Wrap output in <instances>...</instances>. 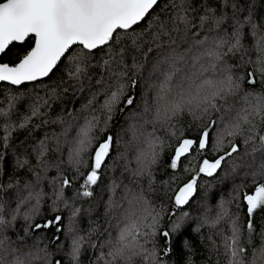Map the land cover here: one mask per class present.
Returning <instances> with one entry per match:
<instances>
[{"label":"snow or ice","instance_id":"snow-or-ice-1","mask_svg":"<svg viewBox=\"0 0 264 264\" xmlns=\"http://www.w3.org/2000/svg\"><path fill=\"white\" fill-rule=\"evenodd\" d=\"M161 3L162 0H0V57L18 46L14 60L0 61V82L21 86L41 81L54 73L67 57L71 60L68 79L73 86L91 79L93 70H99L95 83L104 89L102 111L107 122L112 120L121 103V112L136 104V97L132 94L138 85L136 74L144 69L145 61L155 52L152 71L158 72L162 78L157 85L156 107L146 106L143 113H134V116L150 114L151 118L145 119L144 124L152 125L153 131L145 134L136 124L129 125L132 139L139 141L143 138L146 147L140 149L136 156L137 167L129 169L125 165L121 176L129 173L130 183L139 185L146 182L147 191L152 192L155 166L159 161L158 148L163 146V141L157 143L156 125L167 127L184 112L191 114L194 120L206 121L196 139L178 140L168 165L176 170L182 158L194 150L202 153L210 147L212 129L218 121L223 122L228 116L227 124L217 134L214 150L223 151L225 136H240L244 138L245 145L251 146V152L259 153L261 157V163L252 173L254 191L251 194L242 193L246 206L247 239L242 243L239 218L232 219L223 204L214 220L209 222L205 216L203 223L215 227L226 217L230 221L229 234L223 235L222 239L227 264H264V231L260 232V243H253L256 232L253 217L258 210H264V183L256 182L258 177L264 178V91L257 93L242 87L255 88L258 82L264 84V17L254 16L252 0H164L162 7ZM157 8L160 9L158 12ZM246 10L247 15H242ZM205 33L215 34L210 39ZM164 38H167L169 45L167 49L164 48ZM181 46L183 51H179ZM77 47L79 51H75ZM97 52L101 56L93 63ZM252 52L255 59L250 55ZM230 56L238 57V62L228 64L226 57ZM68 90L64 88L63 92ZM53 93L55 95V89ZM15 99L7 97L8 108H0V117H3V122H0L3 129L0 144L4 147L14 131L25 128L32 117L41 115V105L36 104L32 107L31 115L25 117L23 122L13 123L9 117L10 110L15 107ZM48 103V100L44 101V104ZM214 113L220 115L213 118ZM94 121H98V117L93 116L87 126L80 129L71 157L77 176L83 177L76 193L78 197L93 196L92 189L99 184L114 145V137L108 135L95 147L90 155V163L83 159V154L89 151L93 143L91 132ZM172 134L175 135L174 132ZM229 145L230 150L217 158L203 159L196 175L175 190L170 199L176 209L190 202L197 191L200 174L213 176L228 158L239 152L236 143L230 140ZM46 151L47 146L41 141L37 151L39 160L43 161ZM3 159V153H0V161ZM26 165L27 159L16 158L17 168ZM81 166L89 169L86 174L80 171ZM4 175V170L0 168V192L7 193L16 188L19 181H14L10 176L5 183ZM53 183L59 185L54 190L53 211L58 210L57 202L69 207L64 190L71 187L72 179L61 175ZM121 187L125 195L120 201L110 198L109 207L119 208L123 201H127V223L116 237L110 235L104 244L99 245L102 250L95 264H134L137 257L142 258L144 264H160L156 236L159 234L164 238L167 245L164 254H167L171 251V236L181 234L183 218L187 213L172 221L170 230L160 231L161 216L159 213L153 214L145 189L140 188L129 199L132 189L114 178L109 188L112 196ZM24 188L30 190L26 196H19L18 193L11 219L3 214L4 205L0 204V264H31L33 260L41 259L31 251L24 252L22 247L14 246L16 241H10L6 235L7 229L21 216L22 205L32 199L36 200V206L40 203L42 193L32 190L29 184H25ZM234 193L232 198L235 200L240 195V189L234 190ZM140 209L143 211L138 214ZM36 210L34 207L33 213H23L24 235L18 236V240L24 245L33 232L49 229L63 219L56 215L52 220L36 223ZM78 212L79 209H75L73 216ZM57 231L61 229L58 227ZM53 239L59 242V236ZM69 239V264H81V256L88 242L83 236L70 235ZM89 246L97 247L94 243ZM185 246H189L187 241ZM105 247L106 252L103 251ZM39 251L45 253L44 264H62L61 259L48 258L46 246Z\"/></svg>","mask_w":264,"mask_h":264},{"label":"trees","instance_id":"trees-1","mask_svg":"<svg viewBox=\"0 0 264 264\" xmlns=\"http://www.w3.org/2000/svg\"><path fill=\"white\" fill-rule=\"evenodd\" d=\"M164 0H162L161 7ZM160 9L157 8L158 12ZM252 11L257 18L264 17V0H252ZM231 10H229V15ZM247 15V10L242 13ZM211 39V35L208 34ZM203 38V37H201ZM14 46L6 55L0 57V61L8 62L16 58ZM27 47V45H25ZM249 47L251 45L249 44ZM164 48H169L167 38H164ZM181 46L179 51H183ZM75 51H79L77 47ZM255 59V53H250ZM101 56L97 52L93 63ZM156 53H152L145 61L144 69L136 74L138 80L137 87L132 91L136 97V104L131 108H125L123 112L117 107L111 121H105V114L102 111V105L105 102L104 89L96 85L95 81L99 78V70H93L91 79H85L81 84L73 86V82L68 79V72L71 66V60L64 58L54 73L41 81L28 82L21 86L9 85L6 82L0 83V108H8L7 97H16L15 107L10 110L9 119L19 124L25 117L31 115L32 107L36 104L41 105V115L32 117L25 128H18L12 133L8 145L4 147L0 144V153H3L4 159L0 161V168L4 170L3 180L7 183L11 176L19 181L16 188L7 193L0 192V204L4 205V215L11 219V211L16 207L19 196H26L30 189L24 188L25 184L32 186V190L42 193L40 203L36 206V200L32 199L21 207V216L14 221L13 226L8 228L6 235L10 241H16V245L22 247L24 252L31 251L39 255L41 259L33 260L31 264H44L45 253L39 251L44 249L49 259H61L62 264H69L67 253L70 243V235L83 236L85 244L81 256V264H95L96 258L100 255L99 245L104 244L109 236L116 237L118 231L125 226V209L129 207L127 201L122 202L119 208H110V198L117 201L125 195L123 188L116 190L115 195L109 191L112 180L115 178L118 183L127 184L132 192L129 199L139 192L140 188L145 189V195L151 203L153 214L159 213L161 216L160 231L170 230L172 221L183 216V226L181 234L175 233L171 236V251L164 254L167 247L165 240L159 234L155 238V245L158 250V260L160 264H227L222 246L223 235L229 234L230 221L226 217L215 227L203 223V218L208 217L209 222L214 220L217 213L221 211V204L227 209L232 219L239 218L243 237L242 243L247 239L246 232V206L243 203L242 193L251 194L254 191L252 173L261 163L259 153H252L251 146L245 145L243 137H224L222 145L223 151L214 150L217 143V134L223 130L229 117L226 116L223 122L218 121L217 125L210 133V147L202 153L193 151L182 158L180 167L176 170L169 168L170 158L174 155V149L178 140L182 138L196 139L205 126L206 121L194 120L188 112L182 113L174 118L169 126L161 127L156 125L155 137L163 141V146L158 148L159 161L155 166V181L153 191H147V183H130L129 173L123 172L124 166L129 169L137 167L136 156L140 149L145 148L143 138L139 141L132 139V133L129 130L130 124H136L145 134L153 131L152 125H145L144 120L150 119L147 116H134V113H143L146 106L156 107L157 85L162 79L159 73H153L152 64ZM228 64L238 62V57H226ZM260 77L257 74V80ZM246 91L262 92L264 84L259 82L255 88L247 85L242 86ZM64 88L69 90L65 93ZM55 89V95L53 90ZM48 100V104L44 101ZM92 104L89 105V101ZM219 113H214L213 118L218 117ZM98 117L94 121L95 126L91 135L94 138L91 148L83 154V159L90 163V155L95 147L102 142L106 136L114 137V145L107 160V166L103 169L102 178L93 191L91 197H78L76 195L79 185L83 182L82 176H77L76 166L71 157L74 148L77 146L78 133L80 129L87 126L92 117ZM3 122V117H0ZM175 133L173 135L172 133ZM3 135V129L0 127V136ZM236 143L239 152L228 158L222 167L213 176L209 177L200 174L197 180V191L190 202L176 209L170 197L173 196L183 183L187 182L192 176L196 175V170L203 159L213 160L223 152L230 150L229 141ZM44 141L47 151L43 161L38 159L37 151L40 142ZM37 149V151H33ZM27 159L28 165L24 168H17L16 158ZM115 164V169L113 165ZM235 165V167H234ZM185 169H188L186 171ZM89 169L81 166L80 171L87 173ZM67 176L72 179V185L64 190V198L69 202V207H64L58 203V210L53 211L54 190L59 187L53 181L58 177ZM39 176V179L37 178ZM257 183H264V178L258 177ZM241 186H243L241 188ZM240 189V195L234 200V190ZM19 193V196H18ZM35 211V222L43 223L46 220H52L56 215L62 216V221L58 225H53L49 229H43L32 233L31 237L26 238L27 244L24 245L18 240V236L24 235L25 221L23 213H33ZM79 209V212L73 216V211ZM140 209L138 214L142 212ZM256 226V232L253 234V243H260V232L264 231V210H258L253 217ZM61 231H57V228ZM71 230V232H70ZM59 236V242L54 241V237ZM188 242V247L185 246ZM215 241V246L213 245ZM96 244L92 248L89 244ZM216 246L218 250H216ZM151 247V245H146ZM103 251H107L105 247ZM102 264V262H101ZM134 264H144L142 258L134 259Z\"/></svg>","mask_w":264,"mask_h":264},{"label":"water","instance_id":"water-1","mask_svg":"<svg viewBox=\"0 0 264 264\" xmlns=\"http://www.w3.org/2000/svg\"><path fill=\"white\" fill-rule=\"evenodd\" d=\"M0 83H1V82H0ZM182 185H183V184H182ZM182 185H181V186H182Z\"/></svg>","mask_w":264,"mask_h":264}]
</instances>
